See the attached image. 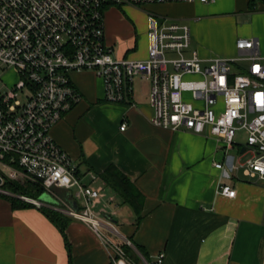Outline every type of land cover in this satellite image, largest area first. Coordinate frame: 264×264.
I'll use <instances>...</instances> for the list:
<instances>
[{"label": "built area", "instance_id": "obj_1", "mask_svg": "<svg viewBox=\"0 0 264 264\" xmlns=\"http://www.w3.org/2000/svg\"><path fill=\"white\" fill-rule=\"evenodd\" d=\"M194 2L0 0V66L18 75L17 83L0 95V194H8L2 188L5 180L28 179L42 186L54 203L20 199L84 223L108 249L112 264H162L164 254L145 260L113 223L93 212L102 197L101 188L93 185L96 176L89 173L90 183L84 182L73 159L50 137V130L82 98L71 78L74 73L97 77L109 104H131L135 80L146 81L155 128L215 138L223 152L243 148L249 157L231 164V170L256 176L264 188V66L258 42L237 39L234 57L199 58L191 49V29L185 22L144 10ZM123 5L147 14L145 59H115L107 45L105 15ZM187 94L196 106L185 101ZM125 129L124 123L120 131ZM214 165L223 168L222 162ZM53 189L65 192L67 200H60ZM217 193L236 196L224 183ZM121 243L131 247L139 261L130 259Z\"/></svg>", "mask_w": 264, "mask_h": 264}, {"label": "crops", "instance_id": "obj_2", "mask_svg": "<svg viewBox=\"0 0 264 264\" xmlns=\"http://www.w3.org/2000/svg\"><path fill=\"white\" fill-rule=\"evenodd\" d=\"M206 5L210 14L188 19L191 49L199 58L234 57L237 39H253L264 66V0H215ZM105 16L112 56L126 58L132 43L119 42L116 49L111 31L120 15L113 11ZM123 22L126 38L130 27ZM201 26L217 31L209 35ZM145 57L146 52L133 60ZM71 78L82 98L50 130V137L73 159L84 182L90 183L89 173L96 176L93 185L101 188L102 197L94 208L112 219L123 239L150 261L162 252V264H264L262 182L231 170V164L249 157L243 148L223 152L215 138L155 128L144 80H135L131 104H109L92 73L78 72ZM124 123L126 129L120 131ZM219 162L220 170L214 165ZM109 166L134 184L141 198L136 209L99 179ZM221 183L234 189L235 198L218 195ZM39 209L15 210L0 197V264H112L108 249L84 223L70 218L64 238Z\"/></svg>", "mask_w": 264, "mask_h": 264}, {"label": "rangeland", "instance_id": "obj_3", "mask_svg": "<svg viewBox=\"0 0 264 264\" xmlns=\"http://www.w3.org/2000/svg\"><path fill=\"white\" fill-rule=\"evenodd\" d=\"M204 7H207L206 4L201 3L199 0H195V2L193 4H168V5H156L153 7H146L144 8L145 11H150V12H155L156 14H160V15H165L168 18L171 17L173 19H182L184 20L185 24H187L188 26L191 25V21H194V19L199 18L200 16H204L207 14H210L209 10H206ZM143 9L138 8L135 9L133 7L130 6H126L123 5L122 7L119 8H114V9H110L107 11V13H113L117 12L118 15H120L121 20L120 19H115L113 21V26L111 27V31H113L114 36L117 40V43L115 44L116 49L119 47L118 43L122 42V43H127V42H131L134 49L130 50L127 53V58L128 59H137L139 56H141L143 53L146 52V56H147V50H148V29H147V14L145 13ZM106 13V15H107ZM190 19V20H188ZM123 21H126L129 25L130 28H127V36L126 38L123 37L124 35H126L124 30L126 28L125 24ZM201 25H203L205 22L202 20ZM202 28V26H201ZM107 29V28H106ZM201 31H205L206 34H214L215 31H217V29L215 28H210V27H205L204 29L202 28ZM146 58V57H145ZM242 68L246 67L245 63H240ZM18 81V75H16V73L14 72L13 69L11 68H7L5 66H0V95H2L3 93H5L9 88H12L13 85H15ZM135 84V82H134ZM136 85V84H135ZM185 101L191 102L193 105L196 106V104L190 99V96L187 94L185 95ZM232 157H235V155L237 153L234 152H230ZM18 186H23L24 184H31V185H36L33 184L32 182H29L28 179H24L21 182H13ZM39 186V185H38ZM3 188V187H2ZM40 188L42 189V194L37 197V198H33V197H27L23 194L19 195L16 193H13L10 190H7L5 188H3L4 191H7L8 194L4 195V194H0V197L2 198H12V199H16L19 201H23L24 200L20 199L21 196L27 197L31 200H33L34 202L39 200L42 202H49V203H54V201L48 198L49 194L46 192V190L40 186ZM53 192L57 195V197L62 200V201H66L67 200V196L65 194V192L61 191V190H57V189H53ZM48 195V196H47ZM28 203V202H26ZM48 203V204H49ZM30 204V203H29ZM32 205V204H31ZM43 209H47L50 210L46 207H41ZM50 211H54L62 216H65L66 218H70L69 216H66L64 214H62L61 212L55 211V210H50ZM93 212L95 214H99L101 213V211H99V208H93ZM114 226V224H113Z\"/></svg>", "mask_w": 264, "mask_h": 264}, {"label": "trees", "instance_id": "obj_4", "mask_svg": "<svg viewBox=\"0 0 264 264\" xmlns=\"http://www.w3.org/2000/svg\"><path fill=\"white\" fill-rule=\"evenodd\" d=\"M99 179L101 182L114 191L121 199H123V202L131 205L133 208H137L138 204L140 203V196L136 192L134 184L127 178L123 173H121L116 167L114 166H109L106 168L104 172H102L99 175ZM3 188L12 191L13 193L16 194H23L27 197H33L37 198L42 194V189L38 184L36 185H31V184H24L23 186H18L15 183L5 180L2 185ZM7 200L10 204L11 207L15 210H19L22 208H31L33 207L31 204L19 201L16 199L12 198H4ZM45 217L48 218V220L56 226L59 232H61L62 236L65 238V232L64 230L68 226L69 222L71 221L70 218H66L65 216H62L54 211H50L47 209L40 208L39 209ZM132 244V243H131ZM67 245V244H66ZM128 257L132 260L139 261L138 257L135 253V251L125 245L124 243L120 244ZM133 245V244H132ZM137 251L141 254V256L145 259L148 260L143 251L136 245H134Z\"/></svg>", "mask_w": 264, "mask_h": 264}, {"label": "water", "instance_id": "obj_5", "mask_svg": "<svg viewBox=\"0 0 264 264\" xmlns=\"http://www.w3.org/2000/svg\"><path fill=\"white\" fill-rule=\"evenodd\" d=\"M243 150H244V149H242L241 152H243ZM39 181H41V180H39ZM102 215H103V217H104L105 219H107L108 221H110L111 223H113L112 219H111L109 216L104 215V214H102Z\"/></svg>", "mask_w": 264, "mask_h": 264}]
</instances>
